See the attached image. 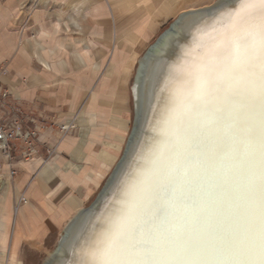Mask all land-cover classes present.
Returning <instances> with one entry per match:
<instances>
[{"label":"crops","instance_id":"obj_1","mask_svg":"<svg viewBox=\"0 0 264 264\" xmlns=\"http://www.w3.org/2000/svg\"><path fill=\"white\" fill-rule=\"evenodd\" d=\"M208 2L0 0L1 86L42 128L38 143L54 148L45 162L16 164L0 198L5 264H27L91 205L122 157L137 60L180 14ZM62 125L72 133L60 137Z\"/></svg>","mask_w":264,"mask_h":264},{"label":"bare ground","instance_id":"obj_2","mask_svg":"<svg viewBox=\"0 0 264 264\" xmlns=\"http://www.w3.org/2000/svg\"><path fill=\"white\" fill-rule=\"evenodd\" d=\"M222 1L180 14L185 20L173 34L137 60L132 94L141 113L129 158L88 219L62 233L43 264H97L110 231L147 226L158 215L160 223L197 235L258 225L259 115L248 114L242 127L239 97L221 86L228 70L224 37L230 32L221 14L235 12L240 0L209 19L194 15ZM249 132L255 139L245 151ZM58 247L64 249L60 259L54 256Z\"/></svg>","mask_w":264,"mask_h":264},{"label":"snow or ice","instance_id":"obj_3","mask_svg":"<svg viewBox=\"0 0 264 264\" xmlns=\"http://www.w3.org/2000/svg\"><path fill=\"white\" fill-rule=\"evenodd\" d=\"M230 22L225 35L228 70L221 85L239 97L245 114L258 113L261 154V205L258 225L232 233L194 234L159 222L129 224L110 231L97 264H264V0H240L235 12L221 14ZM255 139L249 132L247 151ZM163 213H160L162 215ZM230 257L207 260L192 257Z\"/></svg>","mask_w":264,"mask_h":264},{"label":"built area","instance_id":"obj_4","mask_svg":"<svg viewBox=\"0 0 264 264\" xmlns=\"http://www.w3.org/2000/svg\"><path fill=\"white\" fill-rule=\"evenodd\" d=\"M6 73L0 67V77ZM32 118H27L11 98L7 89L0 83V171L7 167L6 177L14 179L17 174L16 164L29 163L34 159L47 161L54 153V148L40 145L37 137L42 128L34 126ZM70 125L59 126L60 137L72 133ZM20 204L25 200L19 199Z\"/></svg>","mask_w":264,"mask_h":264},{"label":"water","instance_id":"obj_5","mask_svg":"<svg viewBox=\"0 0 264 264\" xmlns=\"http://www.w3.org/2000/svg\"><path fill=\"white\" fill-rule=\"evenodd\" d=\"M234 2H236V0H223L222 2L216 3L214 7L207 8V10H205L204 12H202L200 14H194V15L201 16L204 19H209V18H212L213 15L216 14L217 12L222 11V9L232 5ZM183 20H185V18L178 17L177 20L172 22L167 27V29H165L162 32V35H160L158 37V39L154 42V44L152 46L148 47V50H147V52L145 54L149 53L151 48L155 49L156 47L160 46V43H162V40L165 37V35H167V37H168L170 34H173V32L175 31L174 29L177 28V26H179L180 24H182L184 22ZM133 110H134V119H133V124H132L133 127H132L131 133H130L128 139H127L128 141H127V144H126V146L124 148V151L122 153V157L120 158L119 162L116 164L114 169L112 170L113 172L107 178L105 184L103 185L104 187L98 193V195L95 197V199L92 201L91 205L88 208H86L84 210H81L76 215V218L71 223H69L67 225L68 227L66 226V228H64L62 233H64L65 235L67 234L66 232H69L70 230L76 229L78 226H80L82 223H84L86 221V219H88V216L96 208L97 204L100 203V200L104 196H106L108 191L112 188L113 183L119 177V175L121 173L120 170L123 168L124 164H126V161L129 158V153H130V151H131V149L133 147V144L135 142L134 139H135L136 133H137L138 128H139V125H138L139 124V115H140L141 112L136 110L135 106H133ZM62 250H64V249H62ZM62 250H60V248L58 247V249H57L56 253L54 254V256L55 255L59 256L62 253ZM60 257L61 256H59V259H60ZM56 264H58V263H56Z\"/></svg>","mask_w":264,"mask_h":264},{"label":"rangeland","instance_id":"obj_6","mask_svg":"<svg viewBox=\"0 0 264 264\" xmlns=\"http://www.w3.org/2000/svg\"><path fill=\"white\" fill-rule=\"evenodd\" d=\"M209 2L207 3L206 6H203V7H207V6H211L212 4H214V2H216L217 0H208ZM197 8H202V7H197ZM197 8H193V9H197ZM169 26V25H168ZM166 26L164 28L167 29ZM163 30V31H164ZM154 42L150 43L149 47L153 44ZM146 53V52H145ZM144 55V54H143ZM142 57V56H141ZM129 95H130V110H131V116H130V131L128 132V134L126 135L125 137V141L122 143V149H121V153L120 155L122 156V153L124 151V148L127 144V139L131 133V130H132V127H133V119H134V110H133V95L131 94V92H129ZM0 180L2 181L3 185L2 187H0V198L2 195L5 194V192H10V183H9V180L5 175H2L0 174ZM62 235L60 236H56V238L52 239V240H49L47 241V243H45L44 247H43V250L41 252H39V254H37V256H32V257H28L26 259V263L27 264H43L45 261H47V259L51 256V254L56 250V245L60 239ZM0 264H5V261L0 260Z\"/></svg>","mask_w":264,"mask_h":264}]
</instances>
